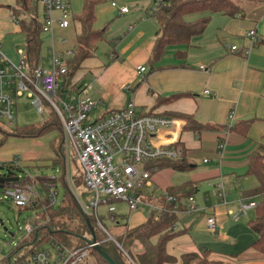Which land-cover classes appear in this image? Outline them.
<instances>
[{
	"label": "crops",
	"instance_id": "obj_1",
	"mask_svg": "<svg viewBox=\"0 0 264 264\" xmlns=\"http://www.w3.org/2000/svg\"><path fill=\"white\" fill-rule=\"evenodd\" d=\"M67 1L72 11V1ZM113 1H110L106 12L120 17L121 30L115 37L106 36L105 41L113 45L109 50V59H95L96 47L92 57L96 60L94 64L87 63L92 58L84 61L74 78V82L79 81L78 94L101 100L103 105L99 110L102 112L121 108L133 100L145 111L186 122L179 132L178 144L187 149L190 160L204 155L203 165L191 180L199 181L197 203L205 206L211 202L209 212L221 219V231L219 236L215 235L219 246L212 244V248H208L213 251L211 257L223 264H264V258L250 249L258 236L248 223L242 219L234 220L235 225L226 229L227 223L221 218V210H225L222 207L228 203L222 205L216 194L218 183H223L228 193L230 189L226 183L230 180H238L239 185L240 176L247 170L249 155L264 146V0H236L242 13L236 16L212 14L210 23L201 35L193 38L189 45L168 46L167 53L164 52L158 61H152L151 58L158 32V22L149 13L154 0H150L148 7L137 11L135 16L130 10L120 12L112 6ZM37 9L40 14L44 13L40 0ZM99 11L106 13L103 9ZM54 15L57 17L60 12L55 11ZM20 20L28 21L29 16L21 11L17 0H0V48L14 63L20 60V50H26V34L22 31ZM70 27L71 24L67 28L56 24L53 37L43 32L50 38V52L52 48L57 51H75L78 34ZM252 29L259 35L260 43L247 52L251 45L248 32ZM233 45H237L239 50L232 51ZM40 65L44 67L42 62ZM200 65L208 69L201 70ZM0 66H4V63L0 62ZM141 66L145 67L144 71L139 70ZM86 70L92 76L88 84L82 80ZM125 84L130 89H126ZM207 89L209 93L205 92ZM178 93L183 95L172 97ZM189 116L198 123L209 124L214 128L200 133L192 132L187 128ZM246 120L251 121L246 135L225 127ZM158 138L162 141L173 139L164 133H159ZM221 141L225 142L222 155L218 151ZM193 168L197 166L192 165ZM249 178L256 181L254 177ZM168 187L165 186L166 189ZM246 191L238 189V197L234 201L237 209L244 199L256 200L254 197L247 200L244 196ZM256 197L259 200L262 198ZM114 214H117L116 211ZM147 219L142 216L139 222L136 221L138 223L133 224H130L129 219L127 221L130 227H134ZM186 229L187 234L169 243L170 253L181 255L200 247L207 248L204 243L190 236V228Z\"/></svg>",
	"mask_w": 264,
	"mask_h": 264
},
{
	"label": "built area",
	"instance_id": "obj_2",
	"mask_svg": "<svg viewBox=\"0 0 264 264\" xmlns=\"http://www.w3.org/2000/svg\"><path fill=\"white\" fill-rule=\"evenodd\" d=\"M40 1L45 11L43 32L49 33L53 37L56 24L62 28L69 27L72 18L70 4L67 0ZM165 4L164 0H154L149 13L153 15ZM112 6L118 8L122 13L129 11L126 5L119 6L115 1L112 2ZM55 11L60 12V15L56 17ZM248 36L251 45L247 52L260 43V37L255 30H250ZM231 50L238 51L239 48L237 45H233ZM74 54L73 50L57 51L52 48L51 63L53 68L47 70L40 65L32 69L27 62L26 52L20 50V60L18 63H14L3 54L0 48V62L4 63V66H0V122L4 120L10 124L14 122L16 98L24 93L33 99L32 104L40 112L44 110L45 104H49L53 108L60 119L63 143L66 149L68 143L71 144L73 155L83 171L81 175L83 184L95 195L86 206L81 205L87 215L95 216L105 233L109 234L99 218L101 205L107 207L109 217L113 221L115 220L114 202L116 201L126 202L130 211L137 210L141 203L149 204L153 211H163L161 202L156 203L148 198L155 192L153 172L158 170V166L154 162L162 159L180 160L183 158L178 138L180 137L179 132L186 122L171 116L150 114L133 100H129L121 108L102 112L99 110L103 105L101 100L78 93L65 92L61 95L59 81L62 75L67 72V59ZM112 56L114 57V54ZM199 68L201 70L208 69L204 65H200ZM139 70L144 71L145 67L141 66ZM124 87L130 89L128 84H125ZM205 92L209 93V90L207 89ZM97 110L99 116L90 120V115ZM159 133L169 134L173 139L162 141L158 138ZM224 147L225 142L221 141L218 144L220 155H222ZM19 166L16 159L0 161V169L7 170L5 174H0V179L8 177V168L16 173L20 170ZM12 176L18 179L15 185L4 183L2 186L4 198L11 199L17 207H29L34 210L35 206L43 199L35 188V184L32 186L29 181L33 178H21L16 174ZM21 179L26 180L22 182ZM55 182V180H46L43 183L47 190L46 200L52 206L57 202L58 193L54 191ZM216 187V194L219 195L223 204H227L225 185L218 183ZM160 196L167 202L175 200L166 191ZM196 203L195 196H189L177 203L175 210L180 216L191 214L199 209V205ZM256 205V201L244 199L239 203L237 211H232L230 214L233 215L235 221H238L246 217L248 211L254 209ZM200 210L202 209L200 208ZM36 218L38 216L35 211L30 219ZM30 219L22 227L26 236L37 227ZM207 227L212 235H218L221 228L219 217L215 214L209 216ZM116 244L123 250L117 241ZM52 246L53 252L46 248L33 250L31 246L28 254L13 258L18 252L14 249L13 254L7 257H11V262L4 264H78L88 256L87 248L73 250L55 243H52Z\"/></svg>",
	"mask_w": 264,
	"mask_h": 264
},
{
	"label": "trees",
	"instance_id": "obj_3",
	"mask_svg": "<svg viewBox=\"0 0 264 264\" xmlns=\"http://www.w3.org/2000/svg\"><path fill=\"white\" fill-rule=\"evenodd\" d=\"M166 4L153 14L158 22V32L153 48L151 58L152 61H158L171 45H189L193 38L201 35L211 21L212 14L220 13L227 16H236L242 13V8L236 0H164ZM39 0H17L18 6L29 20H20L22 31L26 34V54L27 62L30 68L34 69L41 64V49L43 40V24L45 21V11L43 14L34 8V3ZM101 0H85L82 13L72 15V20L81 25V31L76 38L75 54L66 61L67 72L62 75L59 81V93L63 95L65 92L78 93L79 81L74 82L77 72L82 68L84 61L94 56L97 45L106 40V29H96L94 27L96 21L95 8ZM18 14L17 11L14 13ZM192 14L199 17L188 20L187 17ZM19 16V15H18ZM182 93L174 94L172 97H180ZM148 113L153 114L152 111ZM188 130L200 133L205 129H212L209 124H201L192 117H187ZM251 125L250 120L239 121L233 125L225 126L226 129L236 131L246 135ZM57 128L61 132L62 127L60 119L55 112L51 118L42 124L25 125L17 128L12 132L6 131L0 122V133L3 134L4 140L9 136L16 137H40L49 133L51 129ZM63 142V141H62ZM182 147L183 158L180 160L162 159L154 163L158 166V170L171 168L175 171H188L192 169V161L188 156L187 149ZM53 149L58 156L59 162L65 166L63 155V147L53 144ZM9 175L12 177L16 173L8 168ZM153 172L154 174L157 172ZM246 176H252L256 179V185L244 193L247 200L251 197L261 196V200L257 202L254 208L255 216L248 221L250 228L257 234L258 238L250 246L257 254L264 258V146H260L257 150L249 155V162ZM82 178V176H81ZM26 179H21L24 182ZM50 180V179H44ZM15 185L16 181L0 179V186L4 183ZM83 183V180H81ZM169 195L175 198L174 201L167 202L164 198L148 197L154 202L163 204V211H154L151 216L140 225L130 227L125 215H115V220L110 231L115 240L121 245L124 254L119 250L124 264H223L220 260L211 257L212 250L208 248H197L195 251L175 255L170 253L169 243L180 234H185L186 228H180L179 223L182 216L175 210V205L184 198L195 196L199 191V181H187L178 186H170L165 190ZM42 205V219H30L34 226L41 223V227L36 229L24 237L23 241L15 248L20 250L28 245L33 250L43 249V243H55L67 247L69 249L87 248L88 256L78 264H107L99 252L94 247H88L83 236L92 235V230L97 235L98 229L97 219L95 216H88L89 221L82 215L77 204L74 201L71 192H67L62 203L55 208L44 199ZM26 209H30L26 207ZM101 219V217H99ZM125 219V221H124ZM102 220V219H101ZM97 228V231H96ZM108 230V228L106 227ZM121 230H124L121 232ZM101 232V231H100ZM103 234V233H102ZM104 235V234H103ZM98 237V241L102 242L104 236ZM108 243V241H107ZM14 252V251H13ZM13 252L11 254H13ZM11 257L5 260L10 263Z\"/></svg>",
	"mask_w": 264,
	"mask_h": 264
},
{
	"label": "rangeland",
	"instance_id": "obj_4",
	"mask_svg": "<svg viewBox=\"0 0 264 264\" xmlns=\"http://www.w3.org/2000/svg\"><path fill=\"white\" fill-rule=\"evenodd\" d=\"M72 1V11H70L71 15H79L82 13L83 5L85 0H71ZM112 0H101V3L96 7V12L98 17L96 18L94 27L96 29H106L107 37H115L122 20L120 17L112 16L113 14H107L106 8L109 6V3ZM117 2L119 6H123L124 4L129 8L131 12H134L132 16L137 14V11L142 10L143 8L148 7V3L150 0H114ZM123 2V4H122ZM34 8L37 9V3H34ZM99 9H103L106 13L98 12ZM199 15L192 14L187 17L188 20H192ZM122 25V24H121ZM78 34L81 31V25L78 22L71 23L70 29H72ZM111 34V35H109ZM43 45L41 49V62L43 66L47 70H51L53 68L51 63V52H50V38L47 34H41ZM113 48L112 44H108L107 41H102L97 45V50L95 52V59L104 60L105 58L109 59V50ZM25 49V48H24ZM26 51V50H23ZM168 51V50H167ZM167 51H165L167 53ZM94 58L88 60L87 63L94 64L96 61ZM78 73V72H77ZM91 73L89 70H86V75L82 79L85 83L88 84L89 79H91ZM32 98L28 97L27 93H24L22 96L16 98V117L12 124L7 121H2V127L8 131L12 132L17 128H21L25 125L31 124H42L44 121L51 118L53 108L49 104L44 105V110L40 112L33 104ZM99 116V111H95L90 115V120H93ZM63 136H61V132L57 128H53L49 133H46L40 137H16L9 136L4 142V136L0 133V158L2 162L11 161L12 159H16L20 164V170L16 171V176L22 177H31L33 179L29 180L31 185L37 189L40 194L41 199H46L47 190L44 188L43 183L44 179L55 180L56 186L54 187V191H57V202L54 207L57 208L63 201L64 196L67 192H71L73 196L84 206L87 205L94 198V192L90 191L82 182V168L77 159L74 157L71 144L68 143V147L66 149L65 144L62 142ZM53 144L57 146L63 147V155L65 156V166H63L56 155ZM197 156L194 157L191 161V165H196V169H190L188 171H175L171 168H164L162 170L157 171L154 174L155 181V192L150 195L152 198L160 197L166 190L165 186H178L187 181H191L195 175L197 169H199L203 165V157ZM7 172L6 169H0V174H5ZM246 173V172H245ZM245 173L240 176V183L238 185V180L226 183L227 187L230 189L229 193L226 190V200L228 205H223V202L220 199V203L223 205L222 211L223 222L226 224V229L229 226L235 225V221L233 215L230 212H236L237 207L235 206L234 201H236L238 197V189L243 188V190H249L256 185V181L252 180L253 178L246 177ZM249 178V179H248ZM156 179V180H155ZM251 179V180H250ZM46 181V180H45ZM227 188V189H228ZM148 196V195H146ZM201 196V194H200ZM209 197V196H207ZM255 201L259 202V197H254ZM42 200V201H43ZM196 201L199 202L198 196L196 194ZM206 203V202H205ZM199 205V203H196ZM211 202L206 203L205 206L199 205V209L191 214H182V219L179 223L180 228H190V236L199 242L205 244L207 248H212V244L217 245V236L212 235L208 231L207 227V218L212 216L213 214L209 212ZM116 207L117 215H125L129 220L130 224L138 223L139 220L144 218H149L151 214L154 212L152 206L149 204L141 203L139 204V208L134 211H130L129 205L123 201L114 202ZM45 205H42V202H39L34 210L37 213L38 218L42 219V210H44ZM202 209V211L200 210ZM34 210L26 209V207H17L11 199L4 198V190L0 186V250L4 251L5 255L0 253V264H4L8 255H10L16 246L24 239L26 236L25 231L22 230L23 225L32 217L34 214ZM100 221L105 227L108 228V233L113 237L110 228H112L114 221L109 217V212L107 211V207L100 206L99 207ZM211 214V215H210ZM255 216V211L250 209L246 217L242 218V221L248 223V221ZM221 220V219H220ZM3 221V224H1ZM125 221V219H124ZM138 221V222H136ZM41 223H38L37 226L41 227ZM98 229L101 231L97 232L96 238L102 236L103 234L106 237L103 238L102 244L104 246L115 245L112 239H110V235L105 233V231L100 226V223L97 221ZM221 226V223H220ZM5 227L8 230H5ZM97 231V228H96ZM124 230H121L123 232ZM221 231V228H220ZM232 231V229L230 230ZM187 234V229L184 231ZM103 233V234H102ZM13 234V235H11ZM103 235V236H104ZM87 236V235H86ZM180 236H182L180 234ZM179 236V237H180ZM219 236V235H218ZM88 237H91L88 236ZM108 241V243H107ZM116 241V240H115ZM100 242V241H99ZM114 246V247H115ZM219 246V245H217ZM43 247L53 252L52 243H43ZM119 258L122 261L121 254L119 252L120 247H115ZM30 250V246L23 248L18 251L13 258L16 256H20L22 254H28ZM124 254L126 252L121 250ZM127 255V254H126ZM123 263V261H122ZM124 264V263H123Z\"/></svg>",
	"mask_w": 264,
	"mask_h": 264
},
{
	"label": "water",
	"instance_id": "obj_5",
	"mask_svg": "<svg viewBox=\"0 0 264 264\" xmlns=\"http://www.w3.org/2000/svg\"><path fill=\"white\" fill-rule=\"evenodd\" d=\"M3 180H13V181H16L18 178L17 177H4V178H1ZM74 198V201L75 203L77 204L79 210L81 211L82 215L89 221V217L87 215V213L84 211L81 203L76 199L75 196H73ZM1 224H3V221H1ZM5 230H8L6 227H5ZM92 235L91 237H88V236H83V240L85 241V243L87 244V246H91V247H94L98 252L99 254L101 255V257L103 258V260L107 263V264H123L122 261L120 260L119 258V254L116 250V246H118L116 243V246L114 247L113 245L111 246H104L101 242H99L96 238V234L94 233V230H92ZM13 235V234H11ZM112 239L114 242H116L113 238H110ZM119 247V246H118ZM0 253L5 255L4 251H1L0 250Z\"/></svg>",
	"mask_w": 264,
	"mask_h": 264
}]
</instances>
